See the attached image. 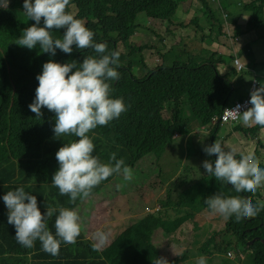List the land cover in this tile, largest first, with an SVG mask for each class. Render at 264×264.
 I'll use <instances>...</instances> for the list:
<instances>
[{
	"label": "trees",
	"instance_id": "16d2710c",
	"mask_svg": "<svg viewBox=\"0 0 264 264\" xmlns=\"http://www.w3.org/2000/svg\"><path fill=\"white\" fill-rule=\"evenodd\" d=\"M71 1L79 6L81 15L92 10L87 27L95 33L96 43H106L109 51L114 50L119 43L130 50L129 54H120L117 69L120 79L110 81L113 88L112 98H123L128 110L107 126H98L88 134L96 146L94 155L102 162L109 163L115 153L116 159H123L125 165L131 167L137 177L143 175L137 167L138 163L153 153L161 158L167 149L177 148L174 162L191 159L194 154L205 153L203 148L206 144L200 143L201 151H197L194 146L195 136L191 134L197 124L204 125L212 136L219 130L218 125L212 126L211 120L214 116L221 115L233 95L227 75H221L217 69L219 64L225 63V59H217L213 52L208 51V56L207 53L205 56L203 53L199 55L207 57L203 59L206 62L194 63L189 59V62L180 61L148 69L141 52L155 47L140 45L139 37L138 41H135L137 33H140L136 22L138 15L144 14L147 19L161 20L170 25L179 5L183 2L180 6L184 7L183 4L187 0ZM201 1L206 4L205 0ZM237 1H240L241 12L247 16L248 30H263L264 0ZM20 6L21 0H0V264H31V260H34L33 264H147L149 252L153 248L151 236L154 232L161 228L168 236L192 217V214L185 215V212L183 216L171 217L167 214L169 209L181 211L192 208L194 212H199L201 208L194 207L192 198L197 200L198 196L200 201H203L209 192L214 191L224 197L243 195L250 198L254 206L264 202V188L258 189L255 194L236 193L231 189V185L218 182L210 175L195 181L180 177L176 187L170 184L166 199L160 200V211L127 227L116 235L109 246L102 245L100 251H94L93 243L85 242L82 235L72 246L60 249L58 257L44 252L39 241L30 249L21 246L15 239V227L8 224V209L3 201L7 191L23 186L25 191L37 197L42 213L47 211L46 204L74 210L78 202L82 201L78 198L76 203H70V198L61 196L58 188L52 185V177L59 169L56 152L65 142L79 138H55V114L43 108L42 118L37 119L35 113L30 111L29 104L34 101L35 90L39 84L36 77L42 73L44 63L50 60L58 63H82L87 55L94 53L90 49L78 50L74 45L71 54L57 49L56 55L52 56L49 53H41L39 46L28 49L15 44L21 36V29L24 30L35 23L22 13ZM67 11L71 13L70 6ZM40 26L43 27V19ZM64 31L66 29L54 30L51 34L54 38H61ZM148 31L146 28V33ZM220 35L221 32L218 31L208 38L220 41ZM175 39L169 42L172 48ZM242 54L251 57L250 48L245 46ZM139 62L144 65L146 73L137 76L136 66ZM254 64L259 66L258 73L264 76V62ZM230 69L235 74L234 69ZM168 107L171 109V117L165 118L163 112ZM205 157L204 161L212 162L217 158L207 154ZM236 158L239 159L238 155ZM112 181L117 182L113 190L109 191L108 184ZM133 183L136 182L126 181L121 175L114 174L95 187L91 195L111 196L117 192L125 194L129 190L126 186H132ZM118 185L120 187H117ZM57 215L58 212L47 220L54 235V221ZM263 220V210L256 217L241 222H236L234 216L229 218L227 229L222 232L224 244L223 248L220 247L221 251L227 252V241L231 237L240 240L246 236L248 228L255 226L261 229ZM217 245L213 235L204 243L201 253L211 258ZM253 247L248 264H264V245L258 243ZM29 254L31 259L28 258ZM185 260L184 256L171 264H180ZM240 261L238 258L235 262ZM235 262L225 259L222 264Z\"/></svg>",
	"mask_w": 264,
	"mask_h": 264
},
{
	"label": "clouds",
	"instance_id": "9594fccd",
	"mask_svg": "<svg viewBox=\"0 0 264 264\" xmlns=\"http://www.w3.org/2000/svg\"><path fill=\"white\" fill-rule=\"evenodd\" d=\"M187 1L189 4L186 6L185 1L184 7L190 6L191 0ZM200 2L201 8H205L206 23L211 24L210 27L214 26L216 28H209L205 38L214 32L220 31V41L210 39L213 41V45L230 52L232 51L234 54L231 56L233 59L230 57L231 62L225 60L224 64H219L218 66H226L227 62H230L231 65L229 67L234 69L235 74L243 71H252L254 81L249 85L245 97L233 99L232 95L228 105L223 108L221 115H216L212 118V126L218 125L219 129L216 135H210L209 130L204 125L199 126L197 124L200 135H208L209 137L208 143L210 145L207 143L203 151L208 156L215 155L217 157L215 161H204V158H206L205 153H202L201 158L193 157L187 159L194 164L200 165V179L205 175H210L218 182L231 185V189L236 193L255 194L258 189L264 188V141H262L261 137L264 135V83L258 84L255 81L258 76H263V74L258 73L256 69L248 70L247 64L252 65L255 61H258L255 59V43L254 40H251V36H256L259 33L264 46V29L248 30L246 27L247 16L241 12L240 1H231L234 3L232 5L235 11H225L221 6L220 0H212V3H217L222 9V20L215 19L213 10L209 9L207 4H204L201 0ZM180 5L179 11L182 7ZM68 6H70L71 13L67 11ZM20 7H22V13L26 14L29 20H34L35 23L24 30L21 29L19 34L21 36H19L15 44L28 49H35L39 46L41 53H49L52 56L56 55L57 49L65 54H71L74 45L78 50L90 49L94 53V55H87L82 63L77 61L58 63L53 60L44 63L42 73L36 77L39 84L35 90V99L29 104L30 111L35 113L37 119L42 118L43 112L41 110L43 108H47L55 114V125L53 128L55 138L60 139L65 136L79 138L75 141L65 142L56 152L59 169L52 177V185L58 188L61 196H68L70 203H76L78 198L82 201L78 202L79 204L74 210L46 204L47 211L42 213L38 207L37 197L25 191L23 186L15 190H9L3 196L4 204L8 209V224L13 225L16 230V241L21 246L29 249L35 246L36 241H39L44 252L53 257H58L60 249H65L75 244L80 235H82L85 242H89L85 240L82 233L78 207L88 206L95 202L96 197L93 194L91 195L93 189L114 174L122 175L126 181H131L133 178L132 168L126 166L123 159L117 160L115 153L112 154L111 162L109 163L102 162L97 155H94L96 146L93 139L88 135L98 126H107L111 121L118 119L128 110V105H126L123 98H112L113 88L110 83V81H118L120 79V73L117 69L119 67L120 54L124 53L120 45L124 48L125 46L119 43L115 46L116 50L109 51L106 43H96L94 39L95 33L87 27L90 24L92 10L81 15L79 6L71 0H21ZM204 16L201 15V18L197 17L187 21L194 22L195 19H206ZM179 17L177 18L179 19ZM174 18L170 25H167L164 21L152 19L153 23L160 21L161 25L167 26L165 32H160L159 40L161 41V46L158 44L160 52L166 45L170 48L169 42L171 40L174 38L177 40L178 37L172 35L175 31L183 28H188L189 30L192 26L188 25L189 22L180 21V19L176 21ZM237 18H240L243 22L240 23L236 20ZM42 19L43 27L40 26ZM193 25L196 26V29L188 35L189 38L190 36H197L196 30L199 24L194 23ZM60 29H66V31L63 32L61 38H54L51 33ZM151 29L147 27V31H152ZM202 30L198 29V31ZM182 42L183 39L175 47L181 46ZM141 45L144 44L141 43ZM158 45L154 46L155 50H157ZM245 46L250 48L253 56L252 63L246 61L247 56L245 54L240 56L245 58L244 62L238 56L240 52H243ZM185 51L188 52L186 48ZM171 52H173L172 47L168 51L163 52L166 54L165 58ZM190 54L188 59H191L189 58ZM216 58L218 59L217 56ZM195 59H197V56ZM236 60L239 61L240 67L235 64ZM180 61L187 62L181 58L174 61L166 59L161 65H169ZM262 62L264 61H258V63ZM218 66L217 69L219 70ZM74 69L75 71H73ZM219 72L221 75H227L234 91L235 80L229 77V74H233L232 71L225 69L224 72L220 70ZM221 130H223L222 133H220ZM240 136H246L247 139H241ZM252 136H257L255 139L258 140L254 153L253 144L255 140H251ZM250 143H252V148L248 147ZM230 148H235L238 153ZM237 155L239 159L236 158ZM193 159L196 162L192 161ZM202 172H204V175ZM201 202H205L210 212L217 213L218 219L225 218L228 219V222L229 218L233 216L236 222H241L244 219L256 217L261 210L264 211V202L254 206L251 199L245 198L243 195L241 197H224L218 193L210 197L206 196ZM198 207L200 208V206ZM189 210L184 212L185 215L188 213L192 214L189 219L191 220L195 215L203 212L204 208L199 212H194L192 208ZM57 212L58 215L54 221V235L49 229L47 220L52 218ZM263 228L264 220L261 222V229L255 226L248 228L244 238L238 240L231 237L227 241L228 250L226 253L221 251L224 244L221 237L220 243L216 241L218 245L211 258L201 253V249L208 239L205 240L198 246L201 257L197 260V264H213L215 257H222L224 258L223 260L226 259L232 262L239 258L241 260L239 263H241L253 252L252 248H254L255 244L262 243L264 245V238L261 235ZM196 229L198 230V228ZM156 231H162L163 236H166L161 228ZM172 234L170 233L168 236ZM216 235L214 234V236ZM93 239L96 241L92 244L93 250L100 251L101 246L106 244L108 236L104 232L97 231L94 233ZM112 241H110L108 246ZM235 242L243 244L244 253L235 251ZM230 246L231 248L229 249ZM156 249L157 260L152 264H171L174 260L181 259L184 256L186 260L180 264H185L189 261L186 252L179 258L162 263L160 246ZM27 251L29 250L27 249ZM28 258L31 259L30 254ZM21 260L23 261L24 257ZM33 263L34 260H31V264Z\"/></svg>",
	"mask_w": 264,
	"mask_h": 264
},
{
	"label": "rangeland",
	"instance_id": "374dc122",
	"mask_svg": "<svg viewBox=\"0 0 264 264\" xmlns=\"http://www.w3.org/2000/svg\"><path fill=\"white\" fill-rule=\"evenodd\" d=\"M205 1L209 9L213 10L215 14V19L222 20L223 12L222 9H220V7L217 5V3H212V0ZM231 1L234 0H220L221 6L225 11H235L232 5L234 3H232ZM188 4L189 2L186 1L185 5L187 6ZM204 12L205 8H201L200 0H191L190 6L181 7L180 11H177L176 17L174 19L176 21H179L180 19V21L189 22L188 25L192 26L189 28V30L188 28H183L182 30L175 31L172 34L173 36L176 35L178 38L174 41L173 52H171L167 58H165L166 54L163 52L168 51L171 47L168 48L166 45L165 48H162L161 52L159 51L161 46V41L159 40L160 32H165L167 26L161 25L160 21H155L153 23V20L147 19L144 14L138 15L136 22L140 27L138 29L140 33L136 37L135 41H138L137 38L139 37L140 45L141 43L147 46H157L158 44L160 45H158V47L156 48L157 50L144 49L142 51L141 55L147 68L154 69L160 66L163 62H165L166 59L169 61H174L177 59L179 60L181 58L188 62V56L190 53L191 54L189 58L192 59V62L200 63L204 61L203 59L207 57H200L199 55L203 53V56H205L207 53L208 56V51L213 52L218 58L222 57L225 60L231 62L230 57L234 55L232 51H227L221 47L218 48L216 45H213V41H211L210 38H205V36L209 32V28H216L214 26L210 27L211 24L206 23L207 18L204 16ZM201 15L204 16L206 19H195L194 22L187 21L197 17L201 18ZM178 16H180L179 19L177 18ZM236 20L240 23L243 22L240 18H237ZM194 23L199 24V27L196 30L197 36L194 35L188 38V35L194 32V30L196 29V26L193 25ZM147 27L152 28V31H148L146 33ZM198 29L203 30L198 31ZM182 39L183 42L181 43V46L175 47V45L177 43H180ZM254 43L255 59L258 61H264V46L262 44V40L259 36V33L256 36L254 35ZM120 48L123 50L125 55L129 54V49L124 48L121 45ZM185 48L188 52L185 51ZM196 55L199 58L195 59ZM238 56H242V52H240ZM231 58L233 59V57ZM138 60H140V55H138ZM241 60L242 62H244L245 58L242 57ZM246 61L248 63H252L253 56L251 55V57H246ZM230 62H227L226 66H218L219 70L221 72H224L225 69H230ZM143 68L144 65H142L140 62L137 63V76L146 73V70ZM247 68L248 70H259V66H256L255 64H247ZM229 77L232 80H235V90L233 91V99L245 97L247 95L249 85H251V83L254 81L252 71H243L242 73L229 74ZM255 81L258 84H263L264 76H258ZM184 104H186V102L183 103V105ZM163 116L165 118L171 117L170 107H168L163 112ZM198 128L199 126L195 125L194 131L191 135L195 136L196 143H194V146L196 150L200 152L201 150L199 148V144L205 143L207 145L209 137L208 135H200ZM222 132L223 130L220 131V133ZM256 137L257 136L251 137V140H255L253 144V153L256 148V143L258 142V140L255 139ZM261 137L262 141H264V135H262ZM240 138L247 139L246 136H240ZM248 147L252 148V143L248 144ZM230 149H234L236 153H238V150H236L235 148ZM175 152H177V148L172 147L169 150L167 149L163 153L161 158H159L156 153H153L147 158L142 159L138 163L137 167L139 168L140 172L143 173V175H137L136 177L133 174L132 180L136 183H133L132 186L130 184L126 186V189L129 190L125 194H123L122 192H117L116 194H112L111 196L99 195L96 196L95 202H93L91 205L78 207V210L80 212V224L85 240L92 243L96 242L93 239V235L97 231H101L106 233L108 236V240L103 246L108 245L110 241L115 239L116 235L120 234L127 227L131 226L139 219L160 211V200L163 201L166 199L167 190L170 184L172 185V187H176L178 185V180L180 177H187L189 180L200 179V165L194 164L187 158L181 162H174ZM201 156L202 152L201 155L200 153L193 155V157ZM192 161L196 162L195 159H193ZM202 174L204 175V172H202ZM115 182L117 181H112L108 184L109 191L113 190ZM215 194H217V191H214L212 193L209 192L207 196L210 197ZM196 199L197 200H194L192 198L194 202V207L198 208V206H200L201 210L202 208H204V211L198 213L193 219L183 224L171 236H163L162 231H156L153 234L151 241V245H154L155 247L153 246V248L149 252V257L146 260L147 264H152L157 260L156 248L158 246H160V259L162 260V263L170 262L174 258H179L183 253L187 252L189 261L185 264H197V260L201 257V253L198 246L201 245L202 242L209 239L214 234H217L215 236L216 241L218 243L221 242V237L223 234L222 232L227 228L228 219H218L217 213L214 214L210 212L206 207L207 205L205 204V202H201L198 196H196ZM184 211L190 210L183 209L181 211H174L172 209H169L167 214L171 217L183 216ZM196 228H198V230ZM261 235L264 238V228L261 231ZM234 249L235 251H239L241 253H244L245 250L241 242H235ZM223 259L224 258L222 257H215V262L213 264H221ZM249 260L250 258L247 257L246 259L242 260L241 263L236 262L235 264H248Z\"/></svg>",
	"mask_w": 264,
	"mask_h": 264
},
{
	"label": "built area",
	"instance_id": "2783aa9c",
	"mask_svg": "<svg viewBox=\"0 0 264 264\" xmlns=\"http://www.w3.org/2000/svg\"><path fill=\"white\" fill-rule=\"evenodd\" d=\"M235 64L240 67V65H239L240 63L238 60L235 61Z\"/></svg>",
	"mask_w": 264,
	"mask_h": 264
},
{
	"label": "crops",
	"instance_id": "0c3cea01",
	"mask_svg": "<svg viewBox=\"0 0 264 264\" xmlns=\"http://www.w3.org/2000/svg\"><path fill=\"white\" fill-rule=\"evenodd\" d=\"M251 40H254V35L251 36ZM256 63H258V61H255Z\"/></svg>",
	"mask_w": 264,
	"mask_h": 264
}]
</instances>
